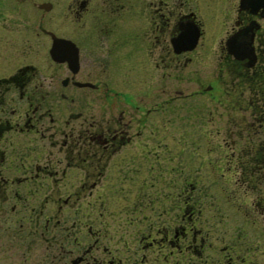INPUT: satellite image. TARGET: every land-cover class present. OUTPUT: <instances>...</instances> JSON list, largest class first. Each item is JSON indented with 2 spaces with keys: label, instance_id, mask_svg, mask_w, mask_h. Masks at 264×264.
<instances>
[{
  "label": "flooded vegetation",
  "instance_id": "flooded-vegetation-1",
  "mask_svg": "<svg viewBox=\"0 0 264 264\" xmlns=\"http://www.w3.org/2000/svg\"><path fill=\"white\" fill-rule=\"evenodd\" d=\"M255 5L0 0L7 264H264ZM201 11L222 24L212 50Z\"/></svg>",
  "mask_w": 264,
  "mask_h": 264
},
{
  "label": "rangeland",
  "instance_id": "rangeland-1",
  "mask_svg": "<svg viewBox=\"0 0 264 264\" xmlns=\"http://www.w3.org/2000/svg\"><path fill=\"white\" fill-rule=\"evenodd\" d=\"M200 14H201V19H202L201 20L202 27L205 32L204 39H203V43H204L203 46L207 50H212L215 48L219 38L221 37L222 24L219 20L210 16L208 13L204 11H201ZM206 119L204 118L203 122H206ZM207 122H209V120H207ZM208 128L209 126L207 125L205 129L204 127L201 129V134L199 135L200 142H214L215 141V139L213 138V135H211L209 132H206ZM7 261L9 260L8 258H5V253L2 252V248L0 247V264H7Z\"/></svg>",
  "mask_w": 264,
  "mask_h": 264
},
{
  "label": "water",
  "instance_id": "water-1",
  "mask_svg": "<svg viewBox=\"0 0 264 264\" xmlns=\"http://www.w3.org/2000/svg\"><path fill=\"white\" fill-rule=\"evenodd\" d=\"M256 3L259 4V6H254V7H261V16H264V0H256ZM240 32H236L233 35H231L230 37L227 38L226 40V45L228 47V50L235 56H238L237 52H238V45L236 43V40L239 36ZM196 36V35H195ZM250 37V36H249ZM250 40V38H249ZM195 38H193L191 40V44L188 46H192L194 44ZM193 43V44H192Z\"/></svg>",
  "mask_w": 264,
  "mask_h": 264
}]
</instances>
